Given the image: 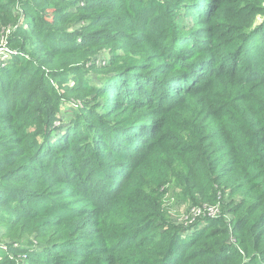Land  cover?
Returning <instances> with one entry per match:
<instances>
[{"label": "trees", "instance_id": "obj_1", "mask_svg": "<svg viewBox=\"0 0 264 264\" xmlns=\"http://www.w3.org/2000/svg\"><path fill=\"white\" fill-rule=\"evenodd\" d=\"M263 1L0 0V264H264Z\"/></svg>", "mask_w": 264, "mask_h": 264}, {"label": "rangeland", "instance_id": "obj_2", "mask_svg": "<svg viewBox=\"0 0 264 264\" xmlns=\"http://www.w3.org/2000/svg\"><path fill=\"white\" fill-rule=\"evenodd\" d=\"M263 9L256 13V15L254 16L253 19V23L252 26L254 25H259L262 24L264 21V1L261 4ZM78 27V25L76 26ZM142 29V28H141ZM125 36V34L121 33L120 37ZM132 45H137L136 42L133 43ZM104 51L100 53V59L98 60V64H104L106 63V61L110 58V52ZM118 51H124L123 49H120ZM154 49H148L147 53H151L148 54L150 55V57L153 55L154 53ZM10 59V56L7 53H0V67L4 66ZM163 61L161 58H158L156 60V62H161ZM71 84H74L73 81H71ZM88 98L90 96H87ZM72 100H74V105L73 108H77L80 107V105L82 104V102L80 100L74 99L72 98ZM97 102L99 104L102 103L101 98L97 99ZM70 105H67L66 107H64V111L60 114V116L62 118L65 117H69L70 116V112L68 111V109H70ZM58 123V122H57ZM56 123V124H57ZM59 125V123H58ZM67 127V126H63ZM59 133L56 134L57 137H61L64 133V129H61L60 131H58ZM144 172V168L142 170H138L136 173H142ZM164 178V184L159 188L162 191V199L160 202L161 208L163 209L165 215L168 217V219L173 222L176 223L178 225H182L184 227H188L189 225H191L193 223V221H195V219L197 217H199L200 211H193L190 207L189 204L187 202V200L185 199V196L183 194V192L181 191V189L179 188V184L178 182H176V180L174 179L173 176H163ZM119 182V181H118ZM239 198V196L235 197V201H237ZM215 210V213L210 214V217L215 216L216 214H219L221 212V204L218 208L213 209ZM32 223V222H31ZM30 222H27L25 224H23V228L20 230L22 232L21 236H17L16 238H19V243L15 242L14 243V247H22L27 251V254L30 253L31 251H40L41 248L39 246H33V245H29L30 244H34L36 243V238H35V234L33 232H29L27 230V228H29L32 224ZM4 226H0V248L5 250L6 249V242L10 241V240H14V239H10L9 237L4 236ZM194 230H188V231H184L181 234L182 239L186 242L187 240H189V238L193 235ZM15 238V239H16ZM127 241H131V238H129ZM11 255V254H10ZM22 258L23 261L21 264H27V262H25V255L22 254ZM16 262L19 263L20 262V258L16 259Z\"/></svg>", "mask_w": 264, "mask_h": 264}, {"label": "built area", "instance_id": "obj_3", "mask_svg": "<svg viewBox=\"0 0 264 264\" xmlns=\"http://www.w3.org/2000/svg\"><path fill=\"white\" fill-rule=\"evenodd\" d=\"M213 209H214V208H213ZM213 209H212V208L210 209V210H211V212H210L211 214H212V213H215V210H213Z\"/></svg>", "mask_w": 264, "mask_h": 264}]
</instances>
